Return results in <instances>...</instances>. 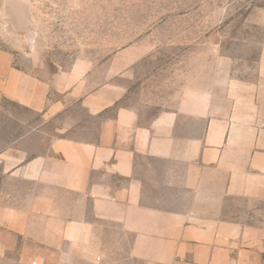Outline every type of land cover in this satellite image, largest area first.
<instances>
[{
	"label": "crops",
	"instance_id": "crops-1",
	"mask_svg": "<svg viewBox=\"0 0 264 264\" xmlns=\"http://www.w3.org/2000/svg\"><path fill=\"white\" fill-rule=\"evenodd\" d=\"M224 61L150 112L114 81L54 99L56 76L0 52V110L41 120L0 149L11 264H264V41L254 60ZM37 138L42 151L27 147Z\"/></svg>",
	"mask_w": 264,
	"mask_h": 264
},
{
	"label": "rangeland",
	"instance_id": "rangeland-1",
	"mask_svg": "<svg viewBox=\"0 0 264 264\" xmlns=\"http://www.w3.org/2000/svg\"><path fill=\"white\" fill-rule=\"evenodd\" d=\"M263 10L264 0H0V52L16 68L56 76L62 87L54 99L70 86H80V96L79 88L83 94L114 81L125 105L153 112L208 72H223L225 59L236 68L254 60L264 41ZM53 120L45 123L50 133L63 116ZM40 122L3 101L0 149L16 146ZM35 140L27 147L42 151L44 139ZM15 259L0 249V264Z\"/></svg>",
	"mask_w": 264,
	"mask_h": 264
},
{
	"label": "built area",
	"instance_id": "built-area-1",
	"mask_svg": "<svg viewBox=\"0 0 264 264\" xmlns=\"http://www.w3.org/2000/svg\"><path fill=\"white\" fill-rule=\"evenodd\" d=\"M32 264H35V263H32Z\"/></svg>",
	"mask_w": 264,
	"mask_h": 264
}]
</instances>
